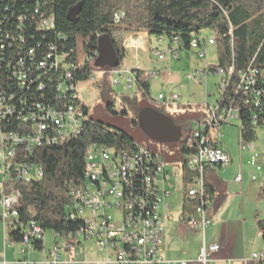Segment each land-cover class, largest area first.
<instances>
[{
    "label": "built area",
    "instance_id": "obj_1",
    "mask_svg": "<svg viewBox=\"0 0 264 264\" xmlns=\"http://www.w3.org/2000/svg\"><path fill=\"white\" fill-rule=\"evenodd\" d=\"M3 11H8L6 6ZM114 19L118 20L119 15L115 14ZM24 21L25 16L21 14L15 16L14 22L6 14L0 15L2 181L10 177V172L15 173L17 180L30 179L31 167L13 161L19 148L28 151L75 135L81 128V120L85 119L86 106L79 96L80 82L74 79L70 70L71 49H66V39L61 33L52 39L41 36L34 45L29 46L23 32ZM8 24L14 25L15 29H8ZM36 28L45 33L53 30L54 18L37 19ZM203 46L200 38L191 41V47L198 50L199 57L204 55ZM167 53L177 57V53L171 50H167ZM156 54L160 59L165 56V53ZM114 72L120 77L128 75V87L135 83L132 69ZM216 73H222V70L218 68ZM233 78V92L243 97L241 105L247 104L252 111L264 110V71L251 64L242 71H235L231 67L221 80L219 98L210 108L207 118L196 122L192 128L190 141L196 145L185 159V168L190 171L191 177L184 183L183 198L196 199L198 204L191 213L182 214L180 220L184 227L198 230L203 235L210 224L207 210L212 205L214 195L206 184L205 172L210 167L229 164V154L221 147V128L234 123L235 116H240L241 112V107L219 106L221 96ZM113 83L119 84L117 78ZM247 97L254 99L249 101ZM156 101L174 106L178 97L173 95L166 100L162 94H158ZM257 115H252L255 126ZM254 141L238 140V152L249 154L247 164L251 169L250 179L262 185L264 138L259 147H255ZM41 172L40 167L36 168V177L41 176ZM235 180L241 182V168ZM171 195L168 170L158 155L137 144L122 145L120 148L90 146L85 154L82 183L71 191L73 204L69 218L81 219L82 226L73 234H55L53 247L47 250L44 247L41 251L44 254L41 263L71 264L72 257L79 254L77 242L82 237L83 240H93L97 249L104 252L105 264H189L184 260H165L161 255L163 223L172 214ZM19 197V192L5 195L0 187L4 228L14 225L17 220V211L13 206ZM114 206L121 208L120 223L109 213ZM35 237L43 240L44 244L43 229L30 222L18 243L20 254L34 250L31 240ZM220 249V244L203 240L196 262L214 264V257ZM0 264H5L3 258ZM224 264H231V261L224 260ZM243 264H264V253H252L249 259H244Z\"/></svg>",
    "mask_w": 264,
    "mask_h": 264
},
{
    "label": "trees",
    "instance_id": "obj_2",
    "mask_svg": "<svg viewBox=\"0 0 264 264\" xmlns=\"http://www.w3.org/2000/svg\"><path fill=\"white\" fill-rule=\"evenodd\" d=\"M80 7L72 20L67 18V12L72 6ZM7 7V12L3 11ZM35 9L37 10L35 12ZM15 13V14H14ZM6 14L11 22L15 16H25L23 32L26 44L29 46L41 39L56 38L61 33L66 40L64 45L71 49V72L78 82H85L93 76L94 68L89 64L96 57V44L100 36H108L116 52L118 63L112 66L114 71L125 56L123 35L131 31L146 32L149 37L165 39L168 50L190 51L193 39L202 30H211L216 45L217 65L208 67L207 71L220 68L227 75L230 68L235 71L245 70L249 64L264 71V0H0V15ZM115 14L119 19L115 20ZM52 16L54 28L45 33L36 28L37 19ZM8 29L15 26L8 24ZM13 26V27H11ZM54 35V36H53ZM59 39V38H58ZM60 40V39H59ZM159 40V41H160ZM81 43V60H79L78 43ZM135 84L141 91V97L149 98V80L142 75V70L132 69ZM234 76V75H233ZM224 90L219 106H234L240 108L239 140L253 141L256 139V126L264 125V110L252 111L247 104L241 105L243 97L233 92V82ZM264 81V78H263ZM264 82L262 83V86ZM99 98L104 101L108 111H112L113 92L109 85L98 84ZM242 98V99H241ZM252 101V97H247ZM166 104L145 106L170 117L182 131V123L189 119L201 121V114L185 115L184 118L168 114ZM178 108L179 104L174 105ZM260 112V113H258ZM85 119L81 120V128L75 135L59 138L55 143L36 146L25 151L19 148L13 161L21 162L31 167L30 179L17 180L14 172H10L7 180L1 181L5 195L19 192L18 202L13 206L17 211V220L8 233L10 243L18 244L30 222L39 225L43 232L51 230L55 234L75 233L81 226L79 218L70 219L73 197L71 191L83 180L85 154L90 146L101 145L120 148L131 146L133 140L118 127L90 118L87 107H84ZM257 115V125L252 123V115ZM133 126L138 125L136 119L130 120ZM192 136V128H188L185 138L174 143H166L171 148L175 145L179 161L182 162L181 173L186 183L191 173L185 168V159L195 149V142L187 146V140ZM186 156V157H185ZM160 159L164 162L163 156ZM41 168V176L36 177L35 169ZM216 167L206 170L205 181L213 195V207H220L225 199L221 182L214 174ZM182 214L191 213L198 204L196 199H182ZM258 231L264 241V219L255 215ZM56 237L54 236V242ZM34 251L41 252L43 240L35 237L31 240Z\"/></svg>",
    "mask_w": 264,
    "mask_h": 264
},
{
    "label": "rangeland",
    "instance_id": "obj_3",
    "mask_svg": "<svg viewBox=\"0 0 264 264\" xmlns=\"http://www.w3.org/2000/svg\"><path fill=\"white\" fill-rule=\"evenodd\" d=\"M200 36L203 38L204 44L203 57L198 56V50L178 51L177 57H174L173 55L169 56L167 53L168 46L166 40L163 39L158 41L156 37H151L146 51H138L134 48L127 50L121 64L119 65V70L125 69L126 67H136L137 69L139 68L138 70H142V75L146 76L149 80L150 100L141 97V91L135 83L130 87L126 85L127 74H125L124 77H120L114 72L112 66H99L97 57H94L89 61V64L94 68L93 76L89 80L81 82L79 86L80 99L87 107L90 118L120 128V130L126 133L135 144L148 149L159 157L163 156L165 158L164 163L168 170L171 190L175 195V202L173 205V210L176 214L175 218L179 216L181 211V200L185 187L181 173L182 162L179 161L178 157H174L177 155V148L175 145L168 148L165 146L166 143L153 141L146 135V133H144L139 125L138 120L140 113L138 110L145 106L164 104L160 101H156L158 94H162L166 100L175 95L178 97L177 104H179V106L178 108L175 106H166L168 114L175 112V114L182 118H184L185 115L201 114V121L207 118L210 108L215 105L219 98V85L225 74L207 71L208 67L217 65L214 34L211 30H202ZM77 48L79 60H81L82 57L80 51L82 47L80 41ZM156 51L165 53L164 58L160 59L155 53ZM115 78H117L119 84L113 83ZM101 83L109 85L113 92V99L108 100V102L111 101L113 105L112 111L114 113L108 111L105 107L104 101L99 98L97 85ZM134 118L138 122V125L136 126H133L130 123V120ZM195 124L196 120L193 119H189L182 123L181 139L185 138L188 128H193ZM221 129V145L224 148H228L233 159L235 157L237 158L239 154L238 121L236 120L229 125H223ZM256 135L254 144L255 147H259L264 138V125L256 127ZM187 146H192L190 140H187ZM241 154L243 165L242 189L245 192L246 176H250V167L247 164L249 154L247 152ZM1 181L2 173L0 171V187ZM255 188H258L257 184H255ZM255 188L248 195L244 194V197L241 198V192L239 191L240 188L237 186L236 193L240 195L237 198L240 200V204L236 205L237 202L233 201L231 204L227 205L226 208L224 205L216 208L212 205L208 208L207 218L210 220V225L205 231L208 242L212 240L216 241L220 232H222L221 225H216L214 220L218 215L223 214V218H226L225 220L228 222L226 234L228 235L229 243L231 245L241 251L244 249L245 254L248 255V257L252 252L264 253V241L262 240L254 219L255 215H257L258 219H264V188L259 193H257L259 188L257 191ZM241 202L243 204L242 207ZM109 213L112 214L115 221L120 223L121 208L114 206L110 209ZM239 216L245 219L244 224L237 222ZM180 226L181 227L173 228L174 231L172 232L175 233V235H173L174 243L169 246L170 248L179 250L184 247L189 248V242L192 240V235L195 236L194 239L200 237L199 234L188 232L182 224ZM10 230L9 227L4 228L2 207L0 204V248L4 246V243H10L8 239V233ZM171 236L172 234H170L168 238L163 239L162 243L163 255L166 254L167 257L168 240H170ZM79 241L83 245L84 240L82 237H79ZM53 245V232L51 230H46L44 233V247L47 250L51 249ZM93 254L97 256V253L93 252ZM34 255L36 254H32V256L30 255L29 258L34 259L36 257ZM170 259H176V256L171 257ZM214 264L219 263L214 262Z\"/></svg>",
    "mask_w": 264,
    "mask_h": 264
},
{
    "label": "crops",
    "instance_id": "obj_4",
    "mask_svg": "<svg viewBox=\"0 0 264 264\" xmlns=\"http://www.w3.org/2000/svg\"><path fill=\"white\" fill-rule=\"evenodd\" d=\"M150 39L151 37H149L146 32H142V31H131V32L125 33L123 35V46L125 48V53L130 48L131 49L134 48L138 51H146L148 49V44L150 42ZM159 40L160 39H158V41ZM126 68L137 69L136 67H126ZM221 147L229 154L230 162L227 166L218 167V168L216 167L214 174L218 177V180L219 182H221V186L223 187V190L225 193V199L222 203V206L224 205V207L226 208V206L231 204V202L233 201L237 202L236 205L240 204V200L237 199L240 196L238 193H236L237 186H239L240 188L239 191L241 192L240 194L242 198L244 197V194L248 195L255 188V184L258 185L259 190L257 193H259L261 190H263L264 184L261 185L256 182H253L251 181L250 176L249 177L246 176V186H245L246 189L244 192L242 189V184H243L242 154H238L237 158L235 157L233 159L228 151V148H224L222 145ZM240 168L242 172V180L241 182H238L235 180V178ZM249 174H251V169L249 171ZM236 183L239 185H237ZM258 188H255V190L257 191ZM174 198H175V195H174V192L172 191V195L169 199V202L171 204L172 214L170 218L165 220L163 223L162 243H163V239L168 238L169 235L172 234V236L170 237V240H168V251H167L168 257L166 256V254L163 255V251L161 250V255L165 260L179 259V260L187 261L189 262V264H198L196 260H197L199 248L201 247L203 240L207 243L220 244L221 249L215 255L214 262H217L219 264H224V260H230L231 264H243L244 259H249L250 256L248 257V255L245 254L244 249H242L241 251L229 243L228 235L226 234L228 222H226L227 221L225 220L226 218H223V214L218 215V217L214 220L216 225H221L222 227V232H220V235L216 241L212 240L208 242L205 232L203 235L198 230H190L185 227L188 232H191L192 234H199L200 237L194 239L195 236L192 235V238H191L192 240L189 242V248L184 247L181 250L170 248L169 246L174 243L173 235H175V233L172 232L174 231L173 228L181 227L180 218H181L182 211H183L182 209L183 201L181 200V211L179 213V216L175 218L176 214H175V211L173 210V205L175 202ZM242 206L243 204L241 202V207ZM244 221L245 219H243L240 216L237 219V222L241 224H244ZM77 248H79V254L72 257L71 264H85V263L86 264H105L104 263V252L97 249L93 240H84L83 245L80 242H77ZM93 252L97 253V256H95ZM32 254H36L34 255L36 256L34 259L29 258V256L30 255L32 256ZM174 256H176V259H170L171 257H174ZM43 257H44V254L42 252H36L34 250L30 252H26L24 255H22L19 252L18 244H14V243H4V246L0 248V259L3 258L5 261V264H42L41 260L43 259Z\"/></svg>",
    "mask_w": 264,
    "mask_h": 264
},
{
    "label": "water",
    "instance_id": "obj_5",
    "mask_svg": "<svg viewBox=\"0 0 264 264\" xmlns=\"http://www.w3.org/2000/svg\"><path fill=\"white\" fill-rule=\"evenodd\" d=\"M80 4L69 8L67 18L72 20ZM96 57L99 66H115L118 63L117 52L108 36H100L96 44ZM141 129L153 141L160 143L177 142L181 138V129L174 121L156 110L144 109L139 114Z\"/></svg>",
    "mask_w": 264,
    "mask_h": 264
},
{
    "label": "bare ground",
    "instance_id": "obj_6",
    "mask_svg": "<svg viewBox=\"0 0 264 264\" xmlns=\"http://www.w3.org/2000/svg\"><path fill=\"white\" fill-rule=\"evenodd\" d=\"M236 120H237V121L239 120V119H238V116H235V121H236ZM238 122H239V121H238ZM81 126H82V125H81ZM78 129H79V128H78Z\"/></svg>",
    "mask_w": 264,
    "mask_h": 264
}]
</instances>
